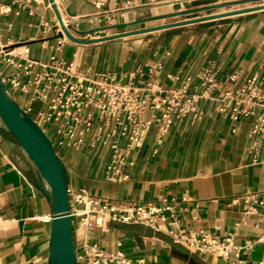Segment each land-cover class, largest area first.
Returning a JSON list of instances; mask_svg holds the SVG:
<instances>
[{
	"label": "crops",
	"instance_id": "1",
	"mask_svg": "<svg viewBox=\"0 0 264 264\" xmlns=\"http://www.w3.org/2000/svg\"><path fill=\"white\" fill-rule=\"evenodd\" d=\"M22 1L28 6L19 14L0 16V43L26 41L31 55L43 62L56 54L84 71L117 72L124 81L137 68H143L147 77L154 66V77L164 87L175 83L177 74L198 78L207 66L215 67L219 75L234 69L246 75L258 73L264 84V9L218 18L222 21L188 22L87 43L70 40L56 50L54 8L47 6L48 0L39 4ZM103 1L101 7L92 0L63 1L61 13L72 20L70 27L76 36L98 38L182 20L174 19L177 10L170 2L132 0L125 6L124 0ZM45 21L50 25L47 33L43 32ZM9 72L11 68L5 66L4 73ZM16 98L23 105L26 94L18 91ZM198 110V117L178 120L163 136L154 124L144 143L132 150L130 177L123 182L106 178L110 148L60 147L69 185L86 187L111 201L148 202L175 196L181 224L172 228H204L220 237L233 234L236 243L245 244L264 231L262 206L245 215L248 204L243 199L232 200L247 191L264 198V162H252L247 138L253 116L233 120L210 99H200ZM51 217L52 204L31 159L0 119V262L48 264ZM159 225L163 229L97 218L89 227L75 224L74 240L78 250L87 240L131 258H144L133 264H196L195 257L205 264H244L194 253L164 230L166 221ZM244 257L249 263L264 258L263 244L255 243Z\"/></svg>",
	"mask_w": 264,
	"mask_h": 264
},
{
	"label": "built area",
	"instance_id": "2",
	"mask_svg": "<svg viewBox=\"0 0 264 264\" xmlns=\"http://www.w3.org/2000/svg\"><path fill=\"white\" fill-rule=\"evenodd\" d=\"M32 1L37 4L45 2ZM63 1L55 0L59 8ZM92 1L97 7L104 4L103 0ZM178 1L151 0L155 4H174ZM124 3L130 6L132 0H124ZM46 4L53 8L50 0ZM27 6L28 2L22 0H0V16L19 14ZM104 13L113 14L111 11ZM64 21L71 29L72 20L64 17ZM49 26L47 21L43 22L44 33L49 31ZM55 35L58 39L56 50H61L71 40L59 21L55 26ZM5 66H9L11 72L4 73ZM156 70V67H151L145 77L143 68H137L124 81L117 72L97 74L84 71L56 54L51 55L47 62L38 60L31 55L30 44L26 41L0 43V74L8 91L15 98L18 91L26 94L21 106L48 134L57 152L60 147L80 148L84 144L110 148L106 165L108 180H127L130 177L128 165L131 152L144 143L153 125H157L158 133L163 136L173 129L178 120L198 117L200 99L215 100L217 109L233 120L253 116L247 133L249 150L253 163L264 162V84L258 73L246 75L244 70L234 69L219 75L215 67L207 66L200 71L198 78L192 74H177L173 76L175 83L164 87L154 77ZM36 101L41 105H36ZM68 191L74 225L89 227L101 218L142 223L161 230L163 227L159 222L163 220L167 222L164 230L173 240L184 243L194 253L233 258L244 264H264V258L249 263L244 257L255 243L264 246V231L245 244H238L233 234L220 237L204 228L189 231L172 228L171 225L181 224L179 200L175 196L148 202L111 201L93 195L86 187L69 185ZM240 199L248 204L245 215L258 212L260 206L264 208V198L256 191L244 192L232 200L237 202ZM77 259L79 264H133L144 261V258H131L87 240L80 250L77 248Z\"/></svg>",
	"mask_w": 264,
	"mask_h": 264
},
{
	"label": "water",
	"instance_id": "3",
	"mask_svg": "<svg viewBox=\"0 0 264 264\" xmlns=\"http://www.w3.org/2000/svg\"><path fill=\"white\" fill-rule=\"evenodd\" d=\"M50 1L52 2L58 21L65 34L71 40L80 43L264 9V2L262 1L241 8L230 9L226 12H215L204 16L188 17L152 27L107 34L103 37L79 38L65 24L64 17L55 0ZM0 119L7 130L18 140L22 149L31 159L36 169L37 177L42 181V189L47 194L52 204L53 217L50 226L48 264H79L77 259V246L74 240V220L70 214L69 180L66 167L56 151L51 138L8 91L1 74Z\"/></svg>",
	"mask_w": 264,
	"mask_h": 264
},
{
	"label": "rangeland",
	"instance_id": "4",
	"mask_svg": "<svg viewBox=\"0 0 264 264\" xmlns=\"http://www.w3.org/2000/svg\"><path fill=\"white\" fill-rule=\"evenodd\" d=\"M264 0L254 1H238V0H179L173 4V7L177 10L176 17L174 19H184L188 17L204 16L210 13H215L222 9L229 10L238 6L244 7L247 5H253ZM225 18V17H220ZM222 21L225 19H208Z\"/></svg>",
	"mask_w": 264,
	"mask_h": 264
},
{
	"label": "trees",
	"instance_id": "5",
	"mask_svg": "<svg viewBox=\"0 0 264 264\" xmlns=\"http://www.w3.org/2000/svg\"><path fill=\"white\" fill-rule=\"evenodd\" d=\"M196 264H205V262H203L201 259L195 257L193 260Z\"/></svg>",
	"mask_w": 264,
	"mask_h": 264
},
{
	"label": "bare ground",
	"instance_id": "6",
	"mask_svg": "<svg viewBox=\"0 0 264 264\" xmlns=\"http://www.w3.org/2000/svg\"><path fill=\"white\" fill-rule=\"evenodd\" d=\"M239 8H241V7H239ZM230 10V9H229ZM227 10H220V11H217V12H226Z\"/></svg>",
	"mask_w": 264,
	"mask_h": 264
}]
</instances>
